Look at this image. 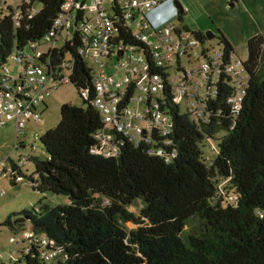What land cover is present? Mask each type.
<instances>
[{"label": "trees", "instance_id": "16d2710c", "mask_svg": "<svg viewBox=\"0 0 264 264\" xmlns=\"http://www.w3.org/2000/svg\"><path fill=\"white\" fill-rule=\"evenodd\" d=\"M65 1L28 0L0 9V68L47 32ZM33 4L37 9L31 12ZM110 11L115 19L110 47L134 45L146 52L123 26L118 0H111ZM81 19L78 11L71 35L41 61L49 71L68 62V82L86 96L81 105L60 104L58 122L37 139L43 158H28L32 173L13 164L9 173L10 184L24 177L40 194L64 195L66 202L49 205L40 198L29 210L8 215L3 225L51 239L59 248L54 264H264V37L245 42L246 83L237 111L226 102L231 88L222 72L204 122L180 112L163 83L155 99L169 116L170 144L162 145L156 132L149 142L119 134V153L104 157L90 152L101 120L93 105V71L79 53L86 45ZM217 40L226 61L231 44L221 33ZM149 70L164 76L163 68ZM207 140L216 142L211 158L201 148ZM159 146L163 154L150 151ZM226 190L234 194L231 203ZM135 200L141 202L137 215L127 210ZM127 221L135 227L126 229ZM38 253L31 245L6 264H41Z\"/></svg>", "mask_w": 264, "mask_h": 264}, {"label": "built area", "instance_id": "2783aa9c", "mask_svg": "<svg viewBox=\"0 0 264 264\" xmlns=\"http://www.w3.org/2000/svg\"><path fill=\"white\" fill-rule=\"evenodd\" d=\"M27 1L19 0L20 3ZM102 2L103 0H66L61 4L60 11L47 32L20 49L17 54L13 53L11 57L16 65L14 74L7 63L1 66L0 127L12 125L14 148L19 149L20 145L24 147L20 137L24 135L26 123L41 121L44 99L55 89V83L68 82V62L60 70L49 71L45 60L41 61V58L47 51L59 48L55 44L58 39L64 42L71 35L78 11L82 13L78 27L86 40L85 47L80 48L79 53L95 65V68H91L95 90L93 105L101 120V128L95 132V143L90 148L92 154L116 156L119 153L116 135L119 134L126 135L135 142L140 139L149 142L151 133L156 132L162 145H169L167 135L171 128L170 119L163 109H159L155 99L163 83L168 85L171 102L180 112L185 113L193 122H204L208 117L207 100L216 93V83L222 72L231 88L226 102L233 112L239 109L246 73L242 67L243 61L234 52L228 54L225 61L223 46L211 45V38L205 37L204 33L196 35L195 30H190L185 25L160 24L151 20L150 14L160 0H118L123 26L130 30L134 41L141 42L147 50L144 52L134 45L112 49L109 42L114 36L115 19L112 18L111 11L103 7ZM4 6L0 0V9ZM177 15L176 12V19ZM146 55L151 64L147 63ZM104 59H113L114 67L123 70L120 79L116 80L113 72L104 70ZM156 67L164 69L163 77L149 70ZM128 88L131 90L128 91ZM79 95L80 98H85L86 91H79ZM131 102L143 104V112L131 111ZM128 116L138 122L132 126V130L125 124ZM139 121H143L142 127L139 126ZM39 136L37 133L32 135L33 139ZM25 148L27 154L19 155L17 161H11L8 157L0 159L2 173H10L11 164L21 170L23 163L28 161L35 150L34 141ZM150 151L163 154L160 146L152 147ZM173 155L174 152L171 151L167 157ZM20 178L22 177L17 176L15 181ZM2 194L3 190L0 188V196ZM18 233L21 238L15 242L16 258L19 253H27L29 247L35 245L41 264L55 263L59 248L51 239L29 228ZM8 260L14 259L10 256ZM6 263L7 261L4 264Z\"/></svg>", "mask_w": 264, "mask_h": 264}, {"label": "rangeland", "instance_id": "374dc122", "mask_svg": "<svg viewBox=\"0 0 264 264\" xmlns=\"http://www.w3.org/2000/svg\"><path fill=\"white\" fill-rule=\"evenodd\" d=\"M175 1L183 9L181 20L179 21L176 19V11H174L173 7L168 5L162 8V10L166 11L167 16L158 23H171L175 26L185 25L190 30H195L200 33L209 31L213 34V37L210 39V44L213 46L219 44L217 37L218 34L221 33L231 44L233 52L242 61L246 58V40L256 34L264 37V0ZM6 2L14 9L18 5L19 0H6ZM102 5L106 10H110V0H103ZM36 9L37 4H33L31 12H34ZM55 44L57 47H61L63 41L58 39ZM84 61L91 68H95L94 63L87 57L84 58ZM113 64V59H104V70L113 72L114 78L118 80L122 77L123 70L115 68ZM7 65L11 69V73L14 74L16 68L15 63L8 60ZM63 75H66V73H63ZM62 102H70L75 105L82 104L76 89L69 82L55 83V89H52L45 97L41 113L42 122L35 123L29 121L26 123L24 135L20 137V139H23L25 145L34 141L35 150L32 151V156L43 158L44 152L37 144L38 138L33 139L32 135L35 132L41 134L46 129L56 125L59 119V106ZM129 107L131 111L135 112H143L144 109L143 104H137L135 102H131ZM136 122V119L130 116L125 119V124L130 126V130H132V126L136 124ZM143 124V121H139L140 127H142ZM14 139L12 125L6 124L0 127V159L8 157L11 161H17L19 155L27 154L26 148H14ZM201 148L205 158H211L216 152V142L213 140L204 141ZM32 170L33 165L31 161L23 163V169H21V171L24 174L29 175L32 173ZM9 180V172L2 173V168L0 166V188L3 190V194L0 196V223L14 212H18L22 209L29 210L40 198H43V201L49 205L66 202V197L64 195L50 193L40 194L31 188V183L24 177L20 178L15 185L10 184ZM223 184V181H219L217 183L218 188H221ZM228 191L229 193H227L226 200L228 203H231L234 201V194L230 192L231 190H226V192ZM140 207L141 202L135 200L127 207V210L137 215ZM123 226L126 229L135 227L130 221L124 222ZM26 228L27 227L24 229ZM20 238V233L11 231L5 225H0V262L5 263L10 256L13 259L16 258L17 254L14 252L16 250L15 242L20 241Z\"/></svg>", "mask_w": 264, "mask_h": 264}, {"label": "flooded vegetation", "instance_id": "af4514ba", "mask_svg": "<svg viewBox=\"0 0 264 264\" xmlns=\"http://www.w3.org/2000/svg\"><path fill=\"white\" fill-rule=\"evenodd\" d=\"M173 4V0H160L159 4L154 9V12L150 14L151 20H153L154 22H159L165 16H167L166 11L162 10V8H165L168 5L173 7L174 11H176V7Z\"/></svg>", "mask_w": 264, "mask_h": 264}, {"label": "water", "instance_id": "95a60500", "mask_svg": "<svg viewBox=\"0 0 264 264\" xmlns=\"http://www.w3.org/2000/svg\"><path fill=\"white\" fill-rule=\"evenodd\" d=\"M174 6L176 7V12L178 15H180L181 13H183V9L182 7L174 0ZM205 37L207 38H212L213 34L209 31L204 32ZM0 225H3V222L0 223Z\"/></svg>", "mask_w": 264, "mask_h": 264}, {"label": "crops", "instance_id": "0c3cea01", "mask_svg": "<svg viewBox=\"0 0 264 264\" xmlns=\"http://www.w3.org/2000/svg\"><path fill=\"white\" fill-rule=\"evenodd\" d=\"M1 2H3V4H5V5H8L9 6V4L6 2V0H1ZM40 122H42V118H41V121ZM26 126V125H25ZM25 128V127H24ZM36 133V132H35ZM42 134V133H41ZM41 134H39V135H41ZM21 141L23 142L22 144L23 145H25V142L23 141V139H21ZM31 143V142H30ZM27 145V144H26ZM26 145L24 146V147H26ZM24 147H21V148H19V149H24ZM34 153V152H33ZM34 157H36V156H34ZM29 161V160H28ZM21 169H23V165L21 166ZM17 183V182H16Z\"/></svg>", "mask_w": 264, "mask_h": 264}]
</instances>
